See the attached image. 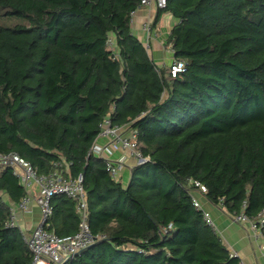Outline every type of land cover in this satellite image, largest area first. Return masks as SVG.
I'll use <instances>...</instances> for the list:
<instances>
[{
    "label": "trees",
    "instance_id": "16d2710c",
    "mask_svg": "<svg viewBox=\"0 0 264 264\" xmlns=\"http://www.w3.org/2000/svg\"><path fill=\"white\" fill-rule=\"evenodd\" d=\"M140 5L0 0V153L43 175L59 164L67 177L83 175L98 238L65 264H243L192 190L193 181L206 185L199 196L233 219L264 211V0H167L152 27L165 14L179 20L167 40L186 64L175 78L133 32ZM107 116L137 130L149 157L127 184L90 154ZM25 195L0 163V264L33 259L22 231L7 226ZM51 203L49 230L74 235V200L58 194Z\"/></svg>",
    "mask_w": 264,
    "mask_h": 264
},
{
    "label": "built area",
    "instance_id": "2783aa9c",
    "mask_svg": "<svg viewBox=\"0 0 264 264\" xmlns=\"http://www.w3.org/2000/svg\"><path fill=\"white\" fill-rule=\"evenodd\" d=\"M167 0H141V8H164ZM147 32L144 39L145 46L150 50V39L153 35L152 20L148 19L142 26ZM110 46H114V38L108 40ZM113 48V47H112ZM171 50V49H170ZM172 51V50H171ZM185 61L173 59L172 63L166 66V76L175 78L185 70ZM138 131L128 126L113 125L109 116L105 117L98 141L105 139L104 142H96L90 154L102 158L105 161L107 170L111 176L121 180V171L133 158L139 165L149 160L144 157L139 149L137 141ZM0 163L13 169L14 175L18 176L26 189V195L16 205L11 207V215L7 226L18 227L28 244L33 259L29 264H65L74 259L82 250L90 246L98 236L93 235L88 219L89 204L84 188L83 175L78 177H67L64 168L57 165L56 168L47 175L40 174L38 170L25 158L15 152L8 154L0 153ZM192 199L195 208L201 211L203 219L213 231L221 234L215 220L210 212L201 202L199 195L208 192L206 185L200 181H193ZM35 187V188H34ZM36 189V193L33 192ZM58 194H65L75 202L76 211L80 217L79 229L74 235L61 237L54 231L49 230L48 220L53 214L52 198ZM36 204L41 212V218L31 234L25 233L18 223V210H28L29 206ZM245 208L246 205L244 204ZM234 221L239 224H246L251 229L254 238L260 240V250L264 255V211L258 220H251L246 213L241 211L234 215ZM237 255V253H233Z\"/></svg>",
    "mask_w": 264,
    "mask_h": 264
},
{
    "label": "crops",
    "instance_id": "0c3cea01",
    "mask_svg": "<svg viewBox=\"0 0 264 264\" xmlns=\"http://www.w3.org/2000/svg\"><path fill=\"white\" fill-rule=\"evenodd\" d=\"M157 12L156 7L138 9L132 18V29L138 38L144 40L147 38V32L142 26L148 19H154ZM179 22L171 14H165L159 24L153 28V35L150 39L149 54L159 66L169 65L173 61V53L167 43L172 27ZM101 139L100 142H104ZM136 161L130 158L128 164L121 171V179L124 184L129 181L132 167ZM35 188V187H34ZM34 190V189H33ZM36 193V189L33 191ZM205 208L211 213L215 220L227 246L237 253L242 259L243 264H264V255L260 250V240L254 238V235L246 224H239L234 221L233 217L223 211L220 207L210 203L205 197L199 196ZM18 223L26 234L30 235L41 218L39 207L32 203L28 210H18Z\"/></svg>",
    "mask_w": 264,
    "mask_h": 264
},
{
    "label": "rangeland",
    "instance_id": "374dc122",
    "mask_svg": "<svg viewBox=\"0 0 264 264\" xmlns=\"http://www.w3.org/2000/svg\"><path fill=\"white\" fill-rule=\"evenodd\" d=\"M122 182V181H121ZM201 197V196H200ZM218 207H220V206H218ZM221 208V207H220ZM211 214V213H210Z\"/></svg>",
    "mask_w": 264,
    "mask_h": 264
}]
</instances>
